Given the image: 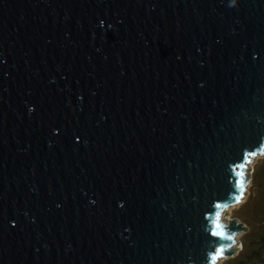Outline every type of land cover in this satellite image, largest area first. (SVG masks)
<instances>
[{
	"label": "water",
	"instance_id": "water-1",
	"mask_svg": "<svg viewBox=\"0 0 264 264\" xmlns=\"http://www.w3.org/2000/svg\"><path fill=\"white\" fill-rule=\"evenodd\" d=\"M258 155L264 0H0V264H219Z\"/></svg>",
	"mask_w": 264,
	"mask_h": 264
},
{
	"label": "rangeland",
	"instance_id": "rangeland-1",
	"mask_svg": "<svg viewBox=\"0 0 264 264\" xmlns=\"http://www.w3.org/2000/svg\"><path fill=\"white\" fill-rule=\"evenodd\" d=\"M254 159L247 165L250 180L245 196L238 204L229 207L228 213L229 221H236L247 231L236 237L240 243L236 254L221 259L219 264H251L250 257L244 261L242 259L254 249L262 250L264 255V157L258 155ZM236 247L238 246L235 244V249Z\"/></svg>",
	"mask_w": 264,
	"mask_h": 264
},
{
	"label": "snow or ice",
	"instance_id": "snow-or-ice-1",
	"mask_svg": "<svg viewBox=\"0 0 264 264\" xmlns=\"http://www.w3.org/2000/svg\"><path fill=\"white\" fill-rule=\"evenodd\" d=\"M253 155H255V153H253ZM237 183H238V195L236 197V200L238 201L240 199V197H242L244 194V188H245V184H246V180L243 178V173L238 174ZM213 234L221 236V237L224 236L223 232H214ZM225 238L228 240H233V237L231 235H229ZM233 243H234V241H233ZM229 247H230V245H225V246H221L220 248H218L211 257L212 264H215L216 260L219 259L228 250Z\"/></svg>",
	"mask_w": 264,
	"mask_h": 264
},
{
	"label": "trees",
	"instance_id": "trees-1",
	"mask_svg": "<svg viewBox=\"0 0 264 264\" xmlns=\"http://www.w3.org/2000/svg\"><path fill=\"white\" fill-rule=\"evenodd\" d=\"M247 257H250V259H252L251 264H264V255L262 254V250H251L250 254L243 258L242 261H244Z\"/></svg>",
	"mask_w": 264,
	"mask_h": 264
},
{
	"label": "bare ground",
	"instance_id": "bare-ground-1",
	"mask_svg": "<svg viewBox=\"0 0 264 264\" xmlns=\"http://www.w3.org/2000/svg\"><path fill=\"white\" fill-rule=\"evenodd\" d=\"M238 244L240 245L239 241L236 239V246H238V247H236L237 250L240 248V246Z\"/></svg>",
	"mask_w": 264,
	"mask_h": 264
}]
</instances>
